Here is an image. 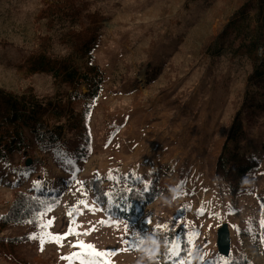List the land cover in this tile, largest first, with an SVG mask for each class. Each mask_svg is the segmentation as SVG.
Returning a JSON list of instances; mask_svg holds the SVG:
<instances>
[{"label": "rangeland", "instance_id": "374dc122", "mask_svg": "<svg viewBox=\"0 0 264 264\" xmlns=\"http://www.w3.org/2000/svg\"><path fill=\"white\" fill-rule=\"evenodd\" d=\"M248 1H79L86 5L84 23L89 13H100L103 20L94 64L105 78L92 105V144L73 137L57 149L0 160V215L8 213L17 191L53 193L57 199L40 215L49 227L20 223L4 230L6 237L27 238L18 246L26 264H137L142 250L135 249L137 236L160 242L151 264H171L166 238L175 233L173 240L182 245L179 226L187 231L188 249H194L191 264L244 258L264 264V111L250 115L245 110L241 149L259 163L246 177L248 183L243 181L235 196L216 175L234 117L249 92L253 64L227 51L216 57L207 52ZM46 2L52 0H0V88L33 91L41 100L68 88L55 84L51 74H30L24 67L39 54L66 57L65 33L73 24L48 28L40 19ZM45 36L51 37L47 50L41 41ZM80 89L88 92L85 85ZM85 103L77 101L76 110ZM30 137L36 146L35 136ZM92 180L108 187L107 201L97 198ZM131 189L154 191L134 215L131 205L117 200L121 190ZM49 233L59 243L49 242ZM197 256L202 258L197 261ZM0 264L16 263L0 254Z\"/></svg>", "mask_w": 264, "mask_h": 264}, {"label": "trees", "instance_id": "16d2710c", "mask_svg": "<svg viewBox=\"0 0 264 264\" xmlns=\"http://www.w3.org/2000/svg\"><path fill=\"white\" fill-rule=\"evenodd\" d=\"M79 1L46 2L40 17L53 30L56 26L68 27L69 22H73L64 39L70 53L63 58L39 54L24 67L30 74H51L55 84L68 90L54 99L41 100L33 91L17 94L0 88V160L7 161L14 154L24 157L36 150L44 153L48 149H57L65 146L69 138L73 137L92 144L89 126L92 105L101 97L105 78L101 68L94 64V53L101 40L99 27L103 20L100 13H89L86 16L88 23H84L82 12L86 5L79 6ZM41 41L42 47L46 49L51 37H42ZM224 51L234 57H246L253 64V72L248 77L249 92L245 96L243 108L234 117L216 167V175L229 187L232 195L237 196L249 172L259 166L241 149V138L246 134L245 110L250 115L264 111V0H249L235 11L207 50L212 57ZM82 85L87 87V93L81 91ZM80 99L86 103L81 111H77L75 104ZM42 127L45 130L42 131ZM30 135L35 136L36 146ZM230 146H233L232 149ZM90 185L101 202L107 201L108 187L103 186L102 181L92 180ZM52 195L17 191L8 213L0 215V254L16 264L27 263L18 253V246L27 238L6 237L4 230L20 223L40 226V215L46 204L57 200ZM153 195L152 190L143 193L135 189L129 192L121 190L117 200L126 206L131 205L129 214L134 215L143 197L148 201ZM179 228L183 238L182 247L188 249L187 231L182 226ZM175 236V233L168 235L172 240ZM182 256L186 257L187 253L182 251ZM231 264L250 263L244 258L241 262L231 261Z\"/></svg>", "mask_w": 264, "mask_h": 264}, {"label": "snow or ice", "instance_id": "6c2138e0", "mask_svg": "<svg viewBox=\"0 0 264 264\" xmlns=\"http://www.w3.org/2000/svg\"><path fill=\"white\" fill-rule=\"evenodd\" d=\"M84 206L88 207L87 204H85ZM261 225L264 226V221H261ZM41 227L47 228V227H49V225H45V224L41 223ZM71 234L79 235L80 233L77 232V233H71ZM84 234L88 235L89 233H84ZM49 235L51 236V239L49 242L59 243V237H57L51 233H49ZM32 239H37V237H32ZM149 239H150V237L141 238V237L137 236L135 238V241H134L135 249L136 250L142 249L144 244L147 243ZM166 239H168V246H167V250H166V255L168 256L171 264H191V258H192L194 249H184L178 240L174 241L171 238H166ZM191 243H192V241L189 240V244H191ZM78 247H86L89 249H93L94 246L80 244V245H78ZM41 250H43V249H41ZM182 251L187 253V259H185L182 256ZM96 255L100 256V255H110V254H102V253L97 252ZM90 264H95V261L90 262ZM213 264H219V262L214 261Z\"/></svg>", "mask_w": 264, "mask_h": 264}, {"label": "clouds", "instance_id": "9594fccd", "mask_svg": "<svg viewBox=\"0 0 264 264\" xmlns=\"http://www.w3.org/2000/svg\"><path fill=\"white\" fill-rule=\"evenodd\" d=\"M244 183L247 184L248 180L245 179ZM175 192V189H173ZM160 250V242L157 239L150 238L147 246L142 249L140 258L137 260V264H151V261L155 258ZM202 257L197 256L195 259L199 261Z\"/></svg>", "mask_w": 264, "mask_h": 264}, {"label": "bare ground", "instance_id": "6f19581e", "mask_svg": "<svg viewBox=\"0 0 264 264\" xmlns=\"http://www.w3.org/2000/svg\"><path fill=\"white\" fill-rule=\"evenodd\" d=\"M141 79H143V77L141 76Z\"/></svg>", "mask_w": 264, "mask_h": 264}]
</instances>
